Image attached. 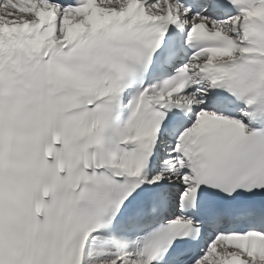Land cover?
Listing matches in <instances>:
<instances>
[{"label":"snow or ice","instance_id":"6c2138e0","mask_svg":"<svg viewBox=\"0 0 264 264\" xmlns=\"http://www.w3.org/2000/svg\"><path fill=\"white\" fill-rule=\"evenodd\" d=\"M0 264H264V0H0Z\"/></svg>","mask_w":264,"mask_h":264}]
</instances>
